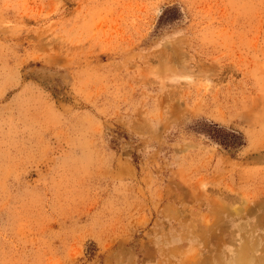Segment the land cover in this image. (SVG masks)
<instances>
[{
	"label": "rangeland",
	"instance_id": "rangeland-1",
	"mask_svg": "<svg viewBox=\"0 0 264 264\" xmlns=\"http://www.w3.org/2000/svg\"><path fill=\"white\" fill-rule=\"evenodd\" d=\"M0 264H264V0H0Z\"/></svg>",
	"mask_w": 264,
	"mask_h": 264
}]
</instances>
